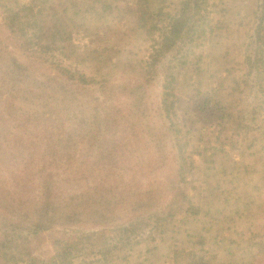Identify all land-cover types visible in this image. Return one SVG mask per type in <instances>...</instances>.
Listing matches in <instances>:
<instances>
[{"label":"trees","instance_id":"trees-1","mask_svg":"<svg viewBox=\"0 0 264 264\" xmlns=\"http://www.w3.org/2000/svg\"><path fill=\"white\" fill-rule=\"evenodd\" d=\"M253 3L244 69L236 73L224 40L230 21L218 18L228 11L219 9L218 0H0V167L15 185L21 183L17 176L26 183L32 174L28 184L41 204L36 215L19 209L0 222V264H129L144 243H155L149 249L154 253L178 232L177 208L185 200L187 218L181 222L194 218L195 228L187 231L186 246L170 245L167 256L173 264L219 260L211 246L223 239L210 237L212 229L200 217L204 209L192 201L196 196L202 203L203 192L190 185L196 175L217 170L216 158L230 162L221 165L222 174L238 171L239 142L257 124L260 137L249 149L264 147V0ZM117 21H132L143 37L138 50L127 49L130 75L114 74L126 53L114 33ZM92 66L95 71L86 72ZM157 83L175 194L164 206L148 208L149 192L128 195L132 205L111 218L127 201L120 192L132 173L144 168L134 164L140 143L150 150L144 130L158 147L166 140L155 137L140 115L143 90ZM183 88L194 96L195 118L209 127L186 124ZM204 132L212 143L203 145ZM64 168L72 171L62 175ZM87 209L90 228L82 226ZM57 225L63 231L48 239L51 251L36 255ZM249 242L251 258L262 257L264 235Z\"/></svg>","mask_w":264,"mask_h":264},{"label":"rangeland","instance_id":"rangeland-1","mask_svg":"<svg viewBox=\"0 0 264 264\" xmlns=\"http://www.w3.org/2000/svg\"><path fill=\"white\" fill-rule=\"evenodd\" d=\"M253 1L254 0H218V5H220L219 9L225 8L228 11L226 16L223 17V15L220 14L218 18L220 20L224 18L228 20V22L230 21V31L224 34V40L228 44L226 48L230 47V64L236 73L244 69L242 46L246 40L245 35L249 31L253 21L252 18H250V9L254 4ZM118 14L119 11H116L114 17H118ZM114 29L117 40L119 41L121 39L119 41L121 49H126V53L122 55L121 60H117L115 64L114 74L118 76L128 73V75H130L132 69L127 62L129 58L127 49H133L135 47L133 50H138L139 43L144 45L142 41L143 37L141 38L139 30L137 31L136 25L132 23V21H128L126 26L117 21V26H115ZM137 32L139 35H136ZM148 46H150L149 43L147 44V47ZM92 71H95L93 66L92 68H88L86 72L92 73ZM51 73H55L53 69ZM49 91L51 94H54V91ZM161 93L162 91L159 83L143 90L142 96L145 100H143L141 106V111L143 112L140 113V115L142 116L141 121L145 126L149 125V127L155 129L153 132L155 137L166 138L161 125H159L157 114V104L160 100ZM184 93L180 92L185 102L181 107V114L186 124L189 126L195 125L200 128L208 126V124L197 120L198 118L193 112L197 105L195 104L196 102L191 101L194 99V96H191L192 92H186L184 89ZM97 95L105 102L100 93H97ZM59 98H61V95H59ZM248 100L253 104L252 107L256 106V103L253 102V97L250 96ZM103 107L111 106L104 105ZM263 113L264 111H262V114ZM261 117L260 121H262ZM256 126L260 127V124ZM257 127H253L249 132L245 131L244 135H246V137L239 142L238 146L241 149V153H246V156L243 158L241 157V153L235 154L241 166L238 171L234 172L233 175L230 174V172L226 175L222 174L221 165L229 167L230 162L216 158L217 170L210 172L209 177H202L200 174L196 175L194 177V181L196 182L190 185L197 189L201 188L203 192L202 197H204V199L202 203H199L198 197L196 196L192 197V201L196 206L200 204L204 209V213L202 212L200 217H203L207 227L212 229L210 237H216L217 235L220 237L219 239L226 240H222L221 243L216 245L212 244L211 246L213 252L219 255V260H217L215 264H251V262L254 264H264V254L262 257H258V259H253L251 258L252 256L248 254V251L245 250L246 245H248L247 243H250V239L253 238L254 241H259L262 235H264V147L260 145L256 146L254 149H249L251 143L255 141L254 138L260 137ZM158 132L160 133L157 134ZM209 133L208 131L207 135ZM149 135L150 134H147L146 130H144V139L149 142L150 150H146L141 143L135 150L136 159L134 164L137 165L138 163L137 167L144 165V168L140 167L138 171L132 173L131 179L128 180L124 189L120 192V198H126L127 201L122 202L117 215L113 214L109 216L111 218H117L119 214L124 215L122 210L132 205L129 203L130 197L128 198V195L133 194L135 197L139 191H144L145 193L149 192L151 201L146 205V208H148L149 205L164 206L165 203L170 201L172 195L175 194L173 186H171V180L175 176V169H173L172 166V157H168L169 154H172L170 143L167 142L166 138L165 142L158 147V144L154 143V139L150 138ZM204 136H206L205 132ZM200 139L201 137L199 136L194 138L195 143ZM202 141L204 142L203 145H205L206 143H212L213 140L206 136ZM195 143H192V145ZM85 146L87 147V145ZM191 152V149H189V153ZM142 162L144 164H142ZM71 171L72 169L64 168L61 172L62 175L65 173L68 175ZM27 175H29V180L26 183L23 178L21 179L17 176L16 179L21 183L15 185V178L11 177L6 169L2 171L0 167V222H2L4 218L16 215L19 209L21 213L35 214L34 209L41 205L40 197H37V195L33 193L35 190L32 186V181L31 185L28 184L32 177L30 175L32 174ZM84 184V187L88 186L86 183ZM3 190L7 191L9 195L4 193ZM74 193L75 191L71 192V194ZM194 194L193 192V195ZM116 195L119 197L118 192ZM65 198L68 203L72 200L71 196L68 194ZM185 202L186 204H179L180 207L179 209L177 208L178 217L176 219L177 221H175V229L178 228V232L169 235L167 242L160 244L159 250L154 253H149V249H152L155 243H151L150 245L144 243L136 252L132 253L129 264H173L167 256L169 253V246L175 244L186 246L187 231H193L195 228V225L192 223L194 218H188L189 220L187 219V224L185 226H183L184 224L181 222L184 218H187L186 210L188 208V200H185ZM80 203H82L81 200L78 201V204ZM73 208L76 209L77 207L75 206ZM88 213L89 210L87 209L82 218V226L90 228L92 226ZM18 217L21 218L20 214H18ZM57 223H62V221H58ZM21 226L24 227L26 225L22 224ZM59 231H63L62 225H57L55 230L46 233L43 238L45 239L43 248L41 247V249H38L36 255L45 257V255L48 254V250L49 252L51 251V242L48 239L57 235Z\"/></svg>","mask_w":264,"mask_h":264}]
</instances>
